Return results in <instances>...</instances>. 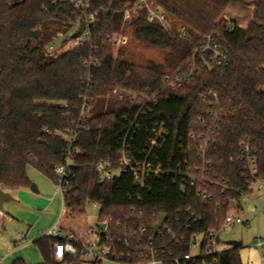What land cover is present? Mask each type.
Returning <instances> with one entry per match:
<instances>
[{
	"label": "trees",
	"instance_id": "trees-1",
	"mask_svg": "<svg viewBox=\"0 0 264 264\" xmlns=\"http://www.w3.org/2000/svg\"><path fill=\"white\" fill-rule=\"evenodd\" d=\"M88 1L87 15L97 13L91 39L51 56L47 46L53 37L59 32L78 37L86 13L76 8L74 0H0V188L30 187L29 167L56 184L55 168L65 163L71 137L77 133L73 149L79 152L72 155L63 187L62 231L79 234L70 219L84 223L86 205L93 202L100 209L99 223L112 218L102 240L111 237L108 244L120 264L148 260L150 238L155 251L165 246L167 257L169 251H189L187 244L176 246L177 240L189 241L194 233H203L206 250L208 232L217 233L220 242L231 206L240 208L243 196L250 192L242 142H252L258 175L264 176V0H151L177 24L167 30L150 20L146 10L126 22L133 40L163 53L162 61L146 64L136 62L125 46L116 53L113 45L130 0ZM237 3L252 8L246 26L223 17ZM180 24L193 39L179 35ZM209 34L228 50V62L210 63L209 69L204 64L209 56H197L192 79L181 87L167 86V75L190 71L194 41ZM129 91L160 92L156 102L137 105L128 97ZM85 97L90 98L89 115L82 116ZM214 103L219 108L220 131L208 144L206 179L194 185L187 179L186 187H181L187 172L199 174L202 168L200 135L214 121L210 114ZM160 129L163 134L158 139ZM123 150L132 164L142 163L151 152L148 160L161 166L163 173L151 174L145 187H140L134 172L123 169ZM100 162L121 171L103 180L96 169ZM200 192L208 195L206 201ZM162 213L166 223L171 221V230L161 239L155 225ZM141 227L147 231L139 233ZM2 228L0 221V232ZM52 240L44 235L34 241L41 264L86 261L81 250L58 261ZM240 247L223 249L217 264H243ZM116 258H111L114 264ZM13 264L26 263L18 259Z\"/></svg>",
	"mask_w": 264,
	"mask_h": 264
},
{
	"label": "built area",
	"instance_id": "built-area-1",
	"mask_svg": "<svg viewBox=\"0 0 264 264\" xmlns=\"http://www.w3.org/2000/svg\"><path fill=\"white\" fill-rule=\"evenodd\" d=\"M76 8L80 9L82 12L86 13L89 10L90 4L88 0H74ZM146 10L148 13V18L150 20H155L159 22L165 29L170 30L171 29V23L172 18L166 13V11L159 5L155 4L151 0H133L132 4L129 5L124 10V18H123V24H122V31L114 36L113 39V45L115 48L121 47V45H124L128 38L123 33L124 28L126 25V22L131 20L133 17H135L140 11ZM96 16L97 13H89L85 15V28L83 32L75 38H72L71 34H65L62 32L57 33L49 45L47 46V52L51 56H58L59 54L81 47L83 44H85L86 41H89L91 39V31L90 27L92 24L96 22ZM179 35L185 39H193L192 35L188 31L187 27L183 24H180L177 29ZM195 47L192 53V68L190 71H177L174 75H167L164 79L167 86L174 85L176 87H181L185 83L189 82L192 79L193 70L195 67L194 61L196 60L197 56H209L210 61L209 64L212 63L215 66L217 65H224L229 60L228 50L222 45V43L218 40L217 36L214 34L209 35H203L200 36L198 39L194 41ZM211 65V64H210ZM122 88L117 87V90H121ZM122 91V90H121ZM160 91H156L153 94H148V91H141V92H132L129 91L127 93L130 100L140 105L145 102L143 105H146L149 102H156L157 97L159 95ZM88 100L90 98L85 97L84 104L82 107V116L89 115V107H88ZM142 105V106H143ZM214 107L213 110L210 111V114L213 115V123L207 127V130L205 133H202L200 135V138L204 140V147L201 150V159H202V168L200 169L199 174H192L190 172H187L185 174V180L182 181L181 187H186L187 185V179L189 184L194 185L196 180H205V173L208 171V165L206 159V153L208 149V144L211 139V137L215 136L220 131V116H219V108L218 104L214 103L212 104ZM144 107L142 108V110ZM163 131L160 129L157 133L158 139L162 136ZM77 138V133H74L71 137V144L68 151V155L66 158V161L64 164H61L55 168V174L57 176L58 182L56 183L58 189L61 192L62 195V214L65 212V201L63 198V187L67 183V178L69 176V167L72 161V155L74 153H78V149H73V143L75 142ZM157 144V139L153 141L152 145ZM153 146V147H154ZM241 151V159H243L246 163V176L248 178V183L250 186V192L253 191V187L256 186L257 190L264 193V176L261 177L258 175V168L256 165V157H255V149L252 146V142L250 140H246L241 143L240 146ZM188 150H192L193 146L188 144L187 145ZM151 155L148 154V157L142 162L137 164H132L131 158L128 157L123 150V159L125 166L123 167L124 170L127 168H130L134 172L135 176V183L139 185L140 187H145L146 181L149 178L151 174L154 175H160L163 173V170L161 169V166H154L153 163H151L148 158ZM97 171L100 173V176L103 180H111L115 177V175H118L121 171V169H114L111 167L110 163H104L100 162L96 166ZM216 182V181H214ZM224 188H227V184H223ZM199 195L202 196L203 200L206 201L208 198V195L206 193L200 192ZM239 207L237 205L231 206V211L226 217L224 228L226 226H235L236 224L242 223V218L235 214L233 210L238 209ZM70 213V211H68ZM112 218H108L106 223L105 229L102 230L99 227H97V240L96 241H87L86 243H80L78 239L75 238V236L72 233H67L66 235H62V229L59 226V222L56 223L51 229L48 230L47 236L53 238V240L50 242V246L53 249L54 256L58 261H61L64 259L66 255H73L78 252V250H81V255L83 258H86V256H92L93 261H100L103 258H116L115 253L112 249V247L108 244L109 241H111V237L109 235L105 236V240H102V233L107 228V222L111 221ZM170 222L166 223L164 221L161 228L157 229L155 225V230L158 231V238H164V232L170 231ZM179 222V220H177ZM224 230V229H223ZM95 230L92 228L90 230V233H93ZM147 231L146 227L139 228V233H144ZM89 233V234H90ZM209 240L206 244V250H204V237L205 234L203 233H194L190 240L187 241L185 238L181 240H177L176 246L181 247L184 245L189 246V251L182 254L178 252L169 251L167 253V257H165V250H163L164 245H161V248L158 251H155L154 247L152 246L154 244L153 238L149 239V245H150V251H151V257L146 260L147 264H217L218 257L217 254H219L223 249H219L218 242V234L215 232H208ZM58 237H63L64 240H58ZM200 239V242L198 243L197 240ZM79 244V246H78ZM194 245L199 246V252L198 254L194 255L191 252V249ZM264 246V241L261 239L257 242V247L261 250ZM194 261H198L197 263H193ZM116 264H120V262L116 258ZM262 264H264V254L262 255Z\"/></svg>",
	"mask_w": 264,
	"mask_h": 264
},
{
	"label": "rangeland",
	"instance_id": "rangeland-1",
	"mask_svg": "<svg viewBox=\"0 0 264 264\" xmlns=\"http://www.w3.org/2000/svg\"><path fill=\"white\" fill-rule=\"evenodd\" d=\"M133 0L126 5H131ZM252 8L244 3H237L230 6L225 14L224 19L228 21L233 17L241 26L248 24ZM172 18L171 29L177 21ZM127 25V24H126ZM124 34L128 40L124 45L128 51L133 52L136 62L146 64L147 61H162L163 53L152 47L145 46L138 41L133 40L130 27L124 28ZM119 48H115L116 53ZM27 174L31 183L36 184L39 192H35L28 187L27 189L18 190L14 193V199L4 204V212L8 213L11 218L4 216L0 211V221L3 228L0 232V264H13L14 261L21 259L26 264H41L42 256L35 245L34 241L47 234L62 216V195L57 185L45 176L42 172L33 167H29ZM85 222L80 223L73 221L74 229L79 234L75 238L80 243L97 240V224L99 220V206L93 202L86 205ZM239 215L243 222L235 226H226L220 235L219 249L228 248L229 240L241 241L239 248L241 261L243 264H262V255L264 246L260 250L257 247L259 239L264 241V193L259 192L257 187L253 191L243 196L242 206L233 210ZM95 231L90 233L91 229ZM69 233L67 230L62 231V235ZM90 233V234H89ZM200 242V239L197 240ZM192 254L199 252V246L194 245L191 249ZM83 264H114L110 258H103L101 262L94 263L92 256H86ZM133 264H147L146 261H137Z\"/></svg>",
	"mask_w": 264,
	"mask_h": 264
},
{
	"label": "water",
	"instance_id": "water-1",
	"mask_svg": "<svg viewBox=\"0 0 264 264\" xmlns=\"http://www.w3.org/2000/svg\"><path fill=\"white\" fill-rule=\"evenodd\" d=\"M205 66L209 69H211V65L208 62H204ZM31 189L35 192H38V187L36 186V184L31 183ZM14 197L7 191H5L4 189L0 188V211H4V203L10 200H13ZM166 219V214L162 213L159 215V220L158 223L156 225V228L159 229L162 227L164 221ZM106 226V223H98L97 227H99L100 229L104 230ZM227 244L233 246V247H240L242 245L241 241H237V240H229L227 241Z\"/></svg>",
	"mask_w": 264,
	"mask_h": 264
},
{
	"label": "crops",
	"instance_id": "crops-1",
	"mask_svg": "<svg viewBox=\"0 0 264 264\" xmlns=\"http://www.w3.org/2000/svg\"><path fill=\"white\" fill-rule=\"evenodd\" d=\"M241 1H243V2H252V1H254V0H241ZM231 6H235V4H234V5H231ZM233 19L236 20L235 17H233L232 20H233ZM236 21H237V20H236ZM23 189L25 190V189H27V188H21V189L11 190V191H7V192H9V193L14 197V193H15V192H17L18 190H23ZM38 192H39V189H38ZM5 203H6V202H5ZM5 203H4V204H5ZM1 212L4 214V216H7L8 218H11L10 215H9L8 213H6V212H4V211H1ZM42 259H43V258H42ZM42 262H43V260H42Z\"/></svg>",
	"mask_w": 264,
	"mask_h": 264
}]
</instances>
